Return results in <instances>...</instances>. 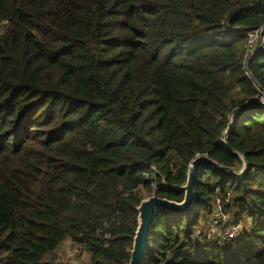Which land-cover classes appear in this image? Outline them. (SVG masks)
<instances>
[{
  "label": "trees",
  "instance_id": "trees-1",
  "mask_svg": "<svg viewBox=\"0 0 264 264\" xmlns=\"http://www.w3.org/2000/svg\"><path fill=\"white\" fill-rule=\"evenodd\" d=\"M264 0H0V264H129L138 207L158 210L144 264H264ZM233 119V124L231 126ZM216 216L234 240L199 234ZM216 220V219H215ZM206 223V225H204Z\"/></svg>",
  "mask_w": 264,
  "mask_h": 264
},
{
  "label": "water",
  "instance_id": "water-1",
  "mask_svg": "<svg viewBox=\"0 0 264 264\" xmlns=\"http://www.w3.org/2000/svg\"><path fill=\"white\" fill-rule=\"evenodd\" d=\"M233 124V119L231 126ZM225 147L240 159L239 167H227L218 162L203 156L197 157L191 164L187 182L184 186L178 188L184 192V200L181 203L162 199L156 196L145 199L138 207V229L134 238L133 249L129 264H144L148 250L149 234L151 227L155 224V217L158 210H163L172 214H185L195 203V184L197 182L200 168L205 165H212L217 171L232 175L234 177L244 176L250 168L249 162L245 155L232 151L229 147L227 137L225 139Z\"/></svg>",
  "mask_w": 264,
  "mask_h": 264
},
{
  "label": "rangeland",
  "instance_id": "rangeland-1",
  "mask_svg": "<svg viewBox=\"0 0 264 264\" xmlns=\"http://www.w3.org/2000/svg\"><path fill=\"white\" fill-rule=\"evenodd\" d=\"M250 42L252 46L251 52H254V50L258 48L261 42V38L260 37L251 38ZM142 194L146 199L154 196V194L146 190H142ZM213 218H215L216 220L215 219L212 220L209 223L210 225L208 226V228L200 231L199 234L208 236V238L213 241L222 242V239L225 237V233L228 230H233V232H235V230L239 229V228L224 229V226L220 224L222 221L218 220L216 216H213ZM204 225H206V223ZM242 225L243 226H241L240 229L238 230L240 232L239 235L242 234L241 231L243 230L244 227H246L245 224ZM87 259L88 256L85 253L82 254L81 251L79 250V247L73 246V244L69 241L65 242L62 245V247L57 251V253L54 255V261L56 264H84L87 261Z\"/></svg>",
  "mask_w": 264,
  "mask_h": 264
},
{
  "label": "built area",
  "instance_id": "built-area-1",
  "mask_svg": "<svg viewBox=\"0 0 264 264\" xmlns=\"http://www.w3.org/2000/svg\"><path fill=\"white\" fill-rule=\"evenodd\" d=\"M250 39L251 38H261V42L258 46L257 49L254 50V52L252 53H257V52H264V28H261L257 31H255L254 33L250 34L249 35ZM251 42H250V48H251ZM263 103H264V99H263ZM239 229L235 230V232H233V230H228L226 233H225V237L222 239V241H228V240H234L237 236H239Z\"/></svg>",
  "mask_w": 264,
  "mask_h": 264
}]
</instances>
